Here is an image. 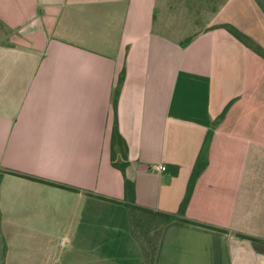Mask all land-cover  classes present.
I'll return each instance as SVG.
<instances>
[{"label":"crops","instance_id":"0c3cea01","mask_svg":"<svg viewBox=\"0 0 264 264\" xmlns=\"http://www.w3.org/2000/svg\"><path fill=\"white\" fill-rule=\"evenodd\" d=\"M0 172L1 264H141L124 179L153 264H264V0H0Z\"/></svg>","mask_w":264,"mask_h":264},{"label":"trees","instance_id":"16d2710c","mask_svg":"<svg viewBox=\"0 0 264 264\" xmlns=\"http://www.w3.org/2000/svg\"><path fill=\"white\" fill-rule=\"evenodd\" d=\"M228 30L234 35V37H236L242 43L248 45L258 54H261L260 49L250 44L249 41L244 36L236 32L232 28H229ZM122 81H123V75L119 78L118 87L121 86ZM113 109H114V122L112 127V147L116 146L118 149L119 164L115 163L113 156L111 162H112V166L116 167L122 173V175H124V168L127 164L125 158L127 148L124 140L122 139V137L118 132L117 119H116V102H114L113 104ZM222 117L223 114L220 116V118ZM209 138H210V134H208L206 138L204 151L206 149L205 146L207 147ZM203 160H204V156L202 155L200 158V162L201 161L203 162ZM7 173L16 174L13 172H7ZM198 173L199 171L195 170L188 183L186 194L178 210V215L180 216L184 215V210L191 196L194 182L196 180ZM0 177H1V172H0ZM27 178L33 179L31 177H27ZM124 193H125V200L127 202L126 205L128 210L130 233L132 237L138 242L141 248V253H142L141 264H153L162 229L166 224L175 220L177 218L176 217L177 215L156 212L137 206L134 203V197H133L134 186L127 179H124ZM182 221L196 224L194 222L185 219H182ZM239 237L244 239H249L253 243L258 242L257 240L245 238L243 236H239ZM2 256H3L2 249H0V264L2 262Z\"/></svg>","mask_w":264,"mask_h":264},{"label":"built area","instance_id":"2783aa9c","mask_svg":"<svg viewBox=\"0 0 264 264\" xmlns=\"http://www.w3.org/2000/svg\"><path fill=\"white\" fill-rule=\"evenodd\" d=\"M158 169H159V170H162V171H164V170H165V168H164V167H159Z\"/></svg>","mask_w":264,"mask_h":264}]
</instances>
